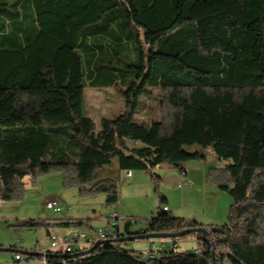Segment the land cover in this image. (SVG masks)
<instances>
[{"label": "trees", "instance_id": "trees-1", "mask_svg": "<svg viewBox=\"0 0 264 264\" xmlns=\"http://www.w3.org/2000/svg\"><path fill=\"white\" fill-rule=\"evenodd\" d=\"M124 44L138 54L127 64L134 76L121 90L122 111L96 128L84 88L118 80ZM188 146L210 147L225 161L208 169L206 182L232 198L227 221L205 224L161 208L147 229L124 230L201 226L206 237L171 238L197 247L142 260L129 242L160 238L118 237L83 253L49 252L39 264H264V0H0V201L17 198L26 178L59 170L65 186L116 203V181L99 177L115 157L120 170L148 173L164 203L154 170L204 158ZM0 250L25 264L41 258L32 249Z\"/></svg>", "mask_w": 264, "mask_h": 264}, {"label": "rangeland", "instance_id": "rangeland-1", "mask_svg": "<svg viewBox=\"0 0 264 264\" xmlns=\"http://www.w3.org/2000/svg\"><path fill=\"white\" fill-rule=\"evenodd\" d=\"M137 61L135 45L133 47L124 44L116 62L121 70L118 80L109 86L88 84L84 88V112L91 116L96 128H99L102 117H114L122 111L124 99L121 90L134 76L132 71L127 69V64H134ZM148 111L152 113L154 109L149 108ZM146 115V112L139 113L140 117ZM185 149L189 151L192 147L188 146ZM199 149L203 150L205 158L201 161H189L188 177L191 185L185 179L178 184L181 173L175 166L161 164L155 168L154 172L161 177L158 181L159 190L168 199V203L161 202L160 196L155 192V182L143 170H133L132 177L122 180L123 170L118 168L115 157L109 164L99 168V177H110L117 183L118 200L112 204L106 203L104 193L81 195L77 187L65 186L63 173L59 170L38 174L33 178L28 177L25 179L22 193L17 198L0 201V246L7 249L11 247L29 250L38 243L44 248L49 245L52 235L59 237L63 232L70 234L73 229L78 228L32 224L41 219L56 222L82 220L88 222L89 226L80 229L94 236L99 228L107 227L108 216L118 211L122 218L119 231L126 233L124 227L128 223L131 229L139 230L145 227L149 217L164 204H168L172 215L195 216L206 224H212L211 220L224 224L232 198L227 192L207 184L202 174L203 170L221 166L225 161L218 160L210 147ZM49 199L57 201L62 206L61 209L55 211L48 208L45 202ZM161 240L171 241V238H160L158 242ZM135 241L137 242L134 240L129 244ZM175 242L179 244V250L197 247L195 240ZM13 255L12 251L0 250V264H25L24 261H15ZM223 264L229 262L225 259Z\"/></svg>", "mask_w": 264, "mask_h": 264}, {"label": "built area", "instance_id": "built-area-1", "mask_svg": "<svg viewBox=\"0 0 264 264\" xmlns=\"http://www.w3.org/2000/svg\"><path fill=\"white\" fill-rule=\"evenodd\" d=\"M130 170L125 172V177L130 176ZM183 180V178H182ZM183 182V181H182ZM48 208H51L55 211H59L61 209V205L53 200L49 199L45 202ZM163 210H167V206H162ZM122 218L119 215L118 211L112 212L107 219V227L99 228L94 236L87 234L85 231L81 229H73L70 234H61L59 237L56 235H52L49 245L42 248L38 243L31 248L33 251L40 253L41 258L37 261V263H45L46 256L49 252H74L76 250L85 252L87 247H93L98 245L99 243L106 240H114L123 235H127L128 233H122L119 231V227L121 225ZM135 229H129L130 232H134ZM140 231H143L142 229ZM178 244L171 240H161L157 243L151 244L148 248L139 253L138 256L142 260H148L156 257L157 252L160 250L176 248ZM196 252L198 249L195 250ZM22 255L20 253L15 254L16 259H20Z\"/></svg>", "mask_w": 264, "mask_h": 264}, {"label": "crops", "instance_id": "crops-1", "mask_svg": "<svg viewBox=\"0 0 264 264\" xmlns=\"http://www.w3.org/2000/svg\"><path fill=\"white\" fill-rule=\"evenodd\" d=\"M127 143H128L129 145H132V146H138V145H140V143H139L138 141H130V140H127ZM195 148L199 149L198 147L193 146V147H192V150L195 149ZM199 150H200V149H199ZM200 152H201V154H202V155L204 156V158H205V155H204L203 150H200ZM204 158H202V159H196V160L201 161V160H204ZM188 165H189V161H188V162L180 163V164L177 166V168H179L180 173H181V175H180V182H179L178 184L181 183L182 178H183V179H185L186 182H188V183L191 185L190 180H189L190 178L188 177V169H189V168H188ZM209 168H210V167H209ZM209 168L203 170V174H202V175H203V177H204L205 182H206L207 171H208ZM126 171H127V170H123V171H122V177H121L122 180H126L127 178H130V177L133 176V170H130V173H131L130 176H129V177H125V172H126ZM206 183H207V182H206ZM207 184H208V183H207ZM214 187H215V186H214ZM215 188H217V187H215ZM221 196H222V194H221ZM164 197H165V195H164ZM165 198H166V197H165ZM166 203H168V199H167V198H166ZM164 205H165V204H164ZM165 206H167V211H169V212L171 213V210H170L168 204H166ZM175 210H179V208H175ZM173 216H177V217H185V218H189V219H195V220H197V221H200V222L204 223L203 220L197 219L195 216L188 217L187 215H184V214H175V215H173ZM211 223H216V224H218L217 222L212 221V220H211ZM121 224H122V223H121ZM205 224H206V223H205ZM148 225H149V221H148V223L145 225V227L140 228L139 230H141V229H142V230H143V229H147ZM124 228H126V225H125ZM132 229H134V228H132ZM61 234H67V233L63 232V233H61ZM61 234H60V235H61ZM137 242H138V243H137ZM137 242L135 241V242L132 243L131 245H130V244H128V245H129V247L136 248V250H137L138 252H141V251H144L145 249H147L149 245L154 244V243H157V242H158V239H154V240H137ZM178 247H179V244H178ZM191 249H192V248H191Z\"/></svg>", "mask_w": 264, "mask_h": 264}, {"label": "water", "instance_id": "water-1", "mask_svg": "<svg viewBox=\"0 0 264 264\" xmlns=\"http://www.w3.org/2000/svg\"><path fill=\"white\" fill-rule=\"evenodd\" d=\"M211 230H219L226 233V231L221 226H213L211 227ZM189 232H200L202 233L203 237H206L209 233V230L204 227H190L186 228L180 231L175 232H159V233H153V232H147L144 234H135V235H124L119 238V240L128 241V240H134V239H141V238H173L178 237L181 235H185ZM93 247L88 249L87 251H91ZM23 253L27 252V250H21Z\"/></svg>", "mask_w": 264, "mask_h": 264}]
</instances>
